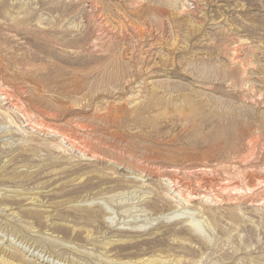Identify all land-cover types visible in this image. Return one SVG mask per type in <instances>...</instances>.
Instances as JSON below:
<instances>
[{
    "label": "rangeland",
    "instance_id": "1",
    "mask_svg": "<svg viewBox=\"0 0 264 264\" xmlns=\"http://www.w3.org/2000/svg\"><path fill=\"white\" fill-rule=\"evenodd\" d=\"M0 264H264V0H0Z\"/></svg>",
    "mask_w": 264,
    "mask_h": 264
},
{
    "label": "bare ground",
    "instance_id": "2",
    "mask_svg": "<svg viewBox=\"0 0 264 264\" xmlns=\"http://www.w3.org/2000/svg\"><path fill=\"white\" fill-rule=\"evenodd\" d=\"M175 213V212H174ZM169 214V213H168ZM171 214V213H170ZM194 227V226H193Z\"/></svg>",
    "mask_w": 264,
    "mask_h": 264
}]
</instances>
